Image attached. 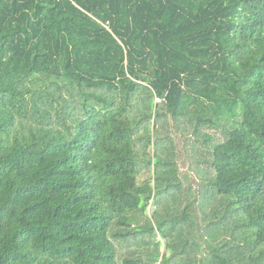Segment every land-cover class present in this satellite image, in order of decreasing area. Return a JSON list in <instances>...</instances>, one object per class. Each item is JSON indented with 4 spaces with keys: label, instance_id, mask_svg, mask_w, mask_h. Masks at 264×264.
I'll use <instances>...</instances> for the list:
<instances>
[{
    "label": "trees",
    "instance_id": "trees-1",
    "mask_svg": "<svg viewBox=\"0 0 264 264\" xmlns=\"http://www.w3.org/2000/svg\"><path fill=\"white\" fill-rule=\"evenodd\" d=\"M0 264H264V0H0Z\"/></svg>",
    "mask_w": 264,
    "mask_h": 264
},
{
    "label": "rangeland",
    "instance_id": "rangeland-1",
    "mask_svg": "<svg viewBox=\"0 0 264 264\" xmlns=\"http://www.w3.org/2000/svg\"><path fill=\"white\" fill-rule=\"evenodd\" d=\"M167 128L170 131H167L168 129L167 130L164 129L163 133H170L171 134L170 138L172 139L173 146L175 148V150L173 151L174 157L176 159V162H177V165L179 167L180 172L183 174L184 172H187L188 171L189 163L187 161L184 162V159L182 157V155H183V149L181 148L183 142L181 141V138H178V137L180 136V133L181 132L187 133L188 132V129H185L186 127H183L184 130L183 129H177V130H175L173 127L172 128L171 127H167ZM151 130H152V126H151ZM152 151H153V149L150 148L148 150V154L149 155H152ZM147 175L148 174L145 173V176H147ZM153 211H154V206H153V203L151 202L149 204V207L147 208V212H146L147 216L151 218ZM161 241H162V244H163L161 251L163 252L165 250V247H164L165 246V241L164 240H161Z\"/></svg>",
    "mask_w": 264,
    "mask_h": 264
}]
</instances>
